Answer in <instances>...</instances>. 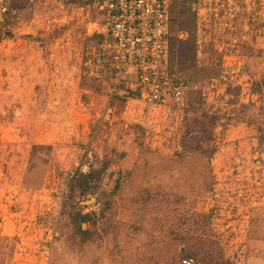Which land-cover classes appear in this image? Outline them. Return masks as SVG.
Returning <instances> with one entry per match:
<instances>
[{
	"label": "rangeland",
	"instance_id": "1",
	"mask_svg": "<svg viewBox=\"0 0 264 264\" xmlns=\"http://www.w3.org/2000/svg\"><path fill=\"white\" fill-rule=\"evenodd\" d=\"M36 1L0 33V264H264L262 19L196 43L193 0H171L184 105L143 130L132 79L89 74L94 4Z\"/></svg>",
	"mask_w": 264,
	"mask_h": 264
},
{
	"label": "built area",
	"instance_id": "2",
	"mask_svg": "<svg viewBox=\"0 0 264 264\" xmlns=\"http://www.w3.org/2000/svg\"><path fill=\"white\" fill-rule=\"evenodd\" d=\"M11 0H0V33L11 15ZM35 3L36 0H25ZM171 0H93L102 14L100 40L94 45L96 58L90 75L99 78L104 63L113 84L132 79L137 88L127 95L128 123L143 130L153 129L161 120L184 105L186 83L169 71ZM196 43L206 22L214 34L235 31L240 21L262 19L258 32L264 33V0H193ZM245 20V21H244ZM245 27H248L244 25ZM89 61V60H88ZM90 62V61H89ZM184 258L182 264H195Z\"/></svg>",
	"mask_w": 264,
	"mask_h": 264
},
{
	"label": "trees",
	"instance_id": "3",
	"mask_svg": "<svg viewBox=\"0 0 264 264\" xmlns=\"http://www.w3.org/2000/svg\"><path fill=\"white\" fill-rule=\"evenodd\" d=\"M86 1L87 2H91L92 5H93V2H92L93 0H86ZM170 13H171V6H170ZM2 34H4V32ZM2 34H0V37L2 36ZM99 40H100V38H99ZM171 40H172V15H171V38H170V46H171ZM169 60H170V52H169ZM85 217H88V216L86 215Z\"/></svg>",
	"mask_w": 264,
	"mask_h": 264
}]
</instances>
